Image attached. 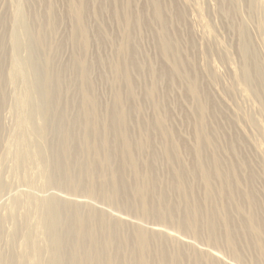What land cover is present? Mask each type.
<instances>
[{
	"label": "bare ground",
	"instance_id": "bare-ground-1",
	"mask_svg": "<svg viewBox=\"0 0 264 264\" xmlns=\"http://www.w3.org/2000/svg\"><path fill=\"white\" fill-rule=\"evenodd\" d=\"M0 264H264V0H0Z\"/></svg>",
	"mask_w": 264,
	"mask_h": 264
},
{
	"label": "rangeland",
	"instance_id": "rangeland-1",
	"mask_svg": "<svg viewBox=\"0 0 264 264\" xmlns=\"http://www.w3.org/2000/svg\"><path fill=\"white\" fill-rule=\"evenodd\" d=\"M1 204V203H0Z\"/></svg>",
	"mask_w": 264,
	"mask_h": 264
}]
</instances>
